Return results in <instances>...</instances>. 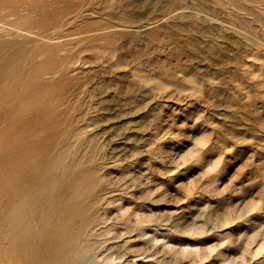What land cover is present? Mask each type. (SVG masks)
Wrapping results in <instances>:
<instances>
[{
    "label": "rangeland",
    "instance_id": "rangeland-1",
    "mask_svg": "<svg viewBox=\"0 0 264 264\" xmlns=\"http://www.w3.org/2000/svg\"><path fill=\"white\" fill-rule=\"evenodd\" d=\"M0 264H264V0H0Z\"/></svg>",
    "mask_w": 264,
    "mask_h": 264
}]
</instances>
